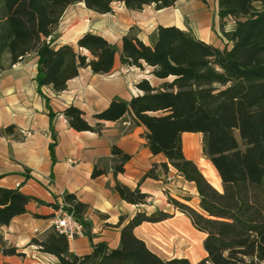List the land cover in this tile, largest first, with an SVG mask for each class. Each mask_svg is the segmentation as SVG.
Masks as SVG:
<instances>
[{
    "label": "trees",
    "instance_id": "obj_1",
    "mask_svg": "<svg viewBox=\"0 0 264 264\" xmlns=\"http://www.w3.org/2000/svg\"><path fill=\"white\" fill-rule=\"evenodd\" d=\"M80 1L88 9L107 13L116 2L140 10L152 4L156 9L168 7L177 0H0V70L4 68L5 53L15 63L35 51L40 92L44 85L62 91L80 67H89L98 74L110 72L116 46L102 35L84 32L76 41L77 48L52 43L64 10ZM255 1L262 0H217L220 27L230 47L218 48L175 25H159L149 43L135 32H128L121 38L120 62L140 69L148 65L151 74L163 81L154 86L147 79L140 80L136 86L142 94L129 101L111 100L106 108L93 114V124L77 106L69 105L62 111L68 125L77 131L100 132L102 121L127 114L134 124L145 126L150 151L163 153L186 180L195 183L199 198L196 208L171 196L168 202L205 234L202 246L206 256L196 263L187 258H161L133 230L143 221H161L170 214L162 210L151 214L138 211L125 223L120 217V244L116 248L98 242L91 252L77 255L69 251L66 236L53 228L42 239L32 238L31 243L57 257L55 264H257L264 259V10L257 9ZM229 16L234 27L225 31L224 19ZM80 49H86L90 57ZM49 115L51 118L53 113ZM183 132L202 133V156L215 168L221 189L209 182L197 163L185 157ZM56 143L52 127L49 149L53 160ZM111 150L118 157L113 167L117 174L124 170L130 154L115 145ZM103 172L94 167L92 176ZM145 176L155 177L153 169ZM113 189L130 203H144L148 196L139 187L132 189L117 180ZM31 199L18 188L0 186V227L26 212ZM64 199L85 229L82 215L86 204L71 193ZM86 233L91 238L90 232ZM0 243L4 245L1 231ZM2 251L20 254L11 246H3Z\"/></svg>",
    "mask_w": 264,
    "mask_h": 264
},
{
    "label": "crops",
    "instance_id": "obj_2",
    "mask_svg": "<svg viewBox=\"0 0 264 264\" xmlns=\"http://www.w3.org/2000/svg\"><path fill=\"white\" fill-rule=\"evenodd\" d=\"M125 10L114 14L99 13L88 9L81 1L64 10L51 37L54 45L67 43L77 48V39L91 31L113 43L116 53L110 72L98 74L89 67H80L62 91H55L50 85H44L41 92L38 91V55L35 51L15 63L10 62L8 53L3 55L4 68L0 70V186L18 188L34 199L27 203L26 212L0 227L4 240V245L0 243V264H42L31 256L51 264L57 262L54 254L42 251L31 243V239L45 237L52 228L53 213L58 204L66 202L64 195L67 193L86 204L82 215L87 223L84 235L68 240V249L74 254L89 253L92 245L98 242L116 248L120 244V217H124L125 223L138 211L151 214L162 210L170 216L157 222L143 221L134 227V234L163 259L187 258L196 263L206 256L202 241L193 240L199 236L203 240L205 234L195 229L190 219L168 202V196H171L196 208L194 204L198 205L199 198L195 183L186 180L163 153L150 151L144 137V125L134 124L127 114L117 120L102 121L100 132L77 131L68 125L62 113L69 105L77 106L93 124V114L106 108L111 100L129 101L132 96L142 94L136 86L140 80L147 79L154 86L163 81L145 66L140 69L120 62L121 38L130 31L149 43L159 25H175L218 48L231 45L222 34L217 0H211V3L209 0H177L174 5L160 9L152 4L140 10L126 7ZM233 27L232 17L225 18L223 30L230 31ZM80 51L90 57L86 49ZM49 112L53 113L51 118ZM7 126L12 127L8 132H2ZM52 127L57 139L54 160L49 149ZM202 137L200 132L182 133L184 155L195 163L198 159L207 160L201 156ZM113 145L130 154L124 170L117 174L113 172L118 160L112 154ZM94 167L104 172L93 177ZM150 169L155 177L145 176ZM204 170L201 169L202 173L212 184ZM116 180L132 189L139 187L141 192L148 194L146 201L135 204L122 199L113 189ZM180 222L187 224L182 226ZM3 246L15 247L20 254H5Z\"/></svg>",
    "mask_w": 264,
    "mask_h": 264
},
{
    "label": "built area",
    "instance_id": "obj_3",
    "mask_svg": "<svg viewBox=\"0 0 264 264\" xmlns=\"http://www.w3.org/2000/svg\"><path fill=\"white\" fill-rule=\"evenodd\" d=\"M125 71L127 70L125 69ZM70 161L72 162V160ZM51 227L64 234L68 240L84 235L83 223L75 218L73 210L70 209L69 204L67 203L61 202L58 204L53 213ZM31 258L42 264H51L45 259L39 260L36 256H31ZM257 264H264V259L259 260Z\"/></svg>",
    "mask_w": 264,
    "mask_h": 264
},
{
    "label": "rangeland",
    "instance_id": "obj_4",
    "mask_svg": "<svg viewBox=\"0 0 264 264\" xmlns=\"http://www.w3.org/2000/svg\"><path fill=\"white\" fill-rule=\"evenodd\" d=\"M183 2V1H182ZM209 3H211V0H209ZM254 5H255V7L257 8V9H259V10H264V0H262V1H255L254 2ZM112 8H113V11L111 10V13L112 14H114V13H117V12H121V11H126L125 10V7L121 4V3H113L112 4ZM2 16H3V13H2V11H1V9H0V22H1V20H2ZM183 22H184V24H186V22H187V19H186V15L184 14L183 15ZM132 32V31H131ZM144 66L145 67H147L148 69H150L151 70V67H149L148 65H145L144 64ZM125 69H126V67H125ZM124 69V70H125ZM171 78H168L167 80H170ZM150 80H152V79H150ZM149 81V80H148ZM154 84V83H153ZM201 143L202 142H200V147H201ZM202 156V155H201ZM197 164H198V166L201 168V169H203L204 167L202 166V165H200V164H202V160H199L198 159V162H197ZM196 207H197V204H194ZM180 224L182 225V226H186V224L187 223H183V222H180ZM190 238V236L188 237V239ZM193 240H194V242H199V243H201V236H199V237H197V238H193Z\"/></svg>",
    "mask_w": 264,
    "mask_h": 264
},
{
    "label": "bare ground",
    "instance_id": "obj_5",
    "mask_svg": "<svg viewBox=\"0 0 264 264\" xmlns=\"http://www.w3.org/2000/svg\"><path fill=\"white\" fill-rule=\"evenodd\" d=\"M195 144V143H194ZM207 161V160H206ZM206 161L202 160V165L204 167V173L208 176L212 184L218 188H220V177L217 174L215 168L213 167L212 164H208Z\"/></svg>",
    "mask_w": 264,
    "mask_h": 264
}]
</instances>
